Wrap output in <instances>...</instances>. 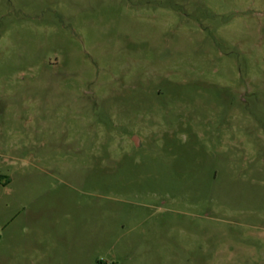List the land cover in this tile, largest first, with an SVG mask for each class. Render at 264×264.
Returning a JSON list of instances; mask_svg holds the SVG:
<instances>
[{"label": "rangeland", "instance_id": "rangeland-1", "mask_svg": "<svg viewBox=\"0 0 264 264\" xmlns=\"http://www.w3.org/2000/svg\"><path fill=\"white\" fill-rule=\"evenodd\" d=\"M0 264H264V0H0Z\"/></svg>", "mask_w": 264, "mask_h": 264}, {"label": "water", "instance_id": "water-1", "mask_svg": "<svg viewBox=\"0 0 264 264\" xmlns=\"http://www.w3.org/2000/svg\"><path fill=\"white\" fill-rule=\"evenodd\" d=\"M135 142H137V137L136 136H134V139H133Z\"/></svg>", "mask_w": 264, "mask_h": 264}, {"label": "flooded vegetation", "instance_id": "flooded-vegetation-1", "mask_svg": "<svg viewBox=\"0 0 264 264\" xmlns=\"http://www.w3.org/2000/svg\"><path fill=\"white\" fill-rule=\"evenodd\" d=\"M132 140H133V139H132ZM133 143H134V144H138V145H139V143H136L134 140H133Z\"/></svg>", "mask_w": 264, "mask_h": 264}]
</instances>
